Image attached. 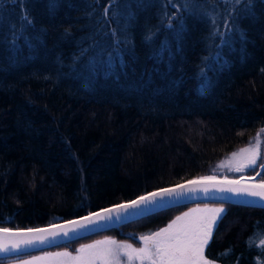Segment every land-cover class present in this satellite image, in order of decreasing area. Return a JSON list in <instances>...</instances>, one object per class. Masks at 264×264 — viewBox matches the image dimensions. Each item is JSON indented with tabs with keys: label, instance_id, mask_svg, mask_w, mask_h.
Masks as SVG:
<instances>
[{
	"label": "trees",
	"instance_id": "1",
	"mask_svg": "<svg viewBox=\"0 0 264 264\" xmlns=\"http://www.w3.org/2000/svg\"><path fill=\"white\" fill-rule=\"evenodd\" d=\"M185 2L0 0V227L47 225L212 175L261 136L245 174L258 171L264 0H191L190 11ZM213 16L216 31L228 33L225 17L233 27L223 44L210 35ZM208 204L227 211L205 256L264 264V209ZM194 205L49 250L75 251L103 236L141 245L133 237Z\"/></svg>",
	"mask_w": 264,
	"mask_h": 264
},
{
	"label": "snow or ice",
	"instance_id": "2",
	"mask_svg": "<svg viewBox=\"0 0 264 264\" xmlns=\"http://www.w3.org/2000/svg\"><path fill=\"white\" fill-rule=\"evenodd\" d=\"M171 2V0H169ZM228 2L238 4L239 0H228ZM50 7H55L50 4ZM186 11H190L196 6L191 0H186L183 5ZM250 8V3L248 5ZM109 9L105 6V18ZM176 13L167 17L169 23L166 25L171 28V20ZM27 23H31L27 20ZM213 31L211 37L215 39L219 37L223 44L226 34L233 31L229 18L225 17L224 23L228 28V33L216 31L217 19L211 17ZM115 36V32H113ZM151 39V37H148ZM220 47V45H217ZM87 49H82V54ZM219 56V53H217ZM111 59V57H110ZM201 74L204 68L200 69ZM264 132V129H261ZM257 147H247L240 149L239 153H232V161L229 165L230 171L241 172L243 169L255 165L257 162ZM264 167V165H262ZM249 179H252L249 177ZM210 189H214L218 193H232L234 195H246L250 197H258L261 206H264V180L258 183L243 185L241 180H232L225 177L222 180L215 176H201L198 180L187 182V184L177 185L174 188L160 189L157 192L149 193L147 196H140L136 200L128 203L118 204L112 208H105L99 212H90L87 216L80 217L78 220L69 221L75 227L83 228L89 224H94L101 220H111L112 214L127 212L129 209L140 208L141 205H151L145 208L146 212L153 211L154 208H163V203L157 204V198L163 201L164 197L173 195L181 196L185 193H195L203 191L209 194ZM222 203H227V197H221ZM244 203L255 204L257 201H244ZM224 207H208L189 209L173 219L166 227L160 228L158 231L151 232L148 235H141V247H133L131 244L117 242L112 239H104L95 241L92 244L81 245L77 249V254L72 255L68 251L50 253L45 252L41 256H32L27 260H22L19 264H121V257H127V264H214L205 256V250L211 245L215 233L218 230L220 222L226 214ZM75 230V228L71 229ZM70 229L67 225L50 226L48 228L36 229H11L0 228V253H21L24 249L35 248L38 244H46L50 238L60 235L67 236ZM264 245V238L261 239ZM229 250H226L225 255Z\"/></svg>",
	"mask_w": 264,
	"mask_h": 264
},
{
	"label": "water",
	"instance_id": "3",
	"mask_svg": "<svg viewBox=\"0 0 264 264\" xmlns=\"http://www.w3.org/2000/svg\"><path fill=\"white\" fill-rule=\"evenodd\" d=\"M263 158H264V148H263ZM262 165H264V161L261 164V166L258 168V171L253 175H245V176H238V177H232V178L227 177V178L232 179V180H241L243 185H250V184L258 183L259 181H261L260 179H258V175L261 173L262 169L264 168V167H262ZM207 176H215L219 180H222L225 178L223 176H216V175H207ZM249 177H251L252 179H249ZM198 179H199V177L192 178V179H188V180L182 181V182L177 183V184L158 188V189L149 191L147 193L141 194V195H139L133 199H129V200H126V201H123L120 203H116V204L109 205L106 207L91 210L90 212H99L105 208H112L115 205L124 204V203H128L132 200H136L140 196H147L149 193L157 192L160 189L174 188L177 185L187 184V182H189V181L198 180ZM221 197H227L228 202L222 203ZM244 201H257V203H255V204L244 203ZM156 203L157 204L163 203L165 206L163 208H154L153 211H151V212H146L145 208L152 207V206L151 205H141L140 208L129 209L127 212L119 213L118 214L119 219H117V213H113L111 220H101V221H98L94 224H89L83 228L75 227L74 225L68 224L67 222L78 220L80 217L87 216L90 212L83 214V215H79V216L70 218V219H67V220L58 221L55 223H50L47 225H41V226L30 227V228H22V229L26 230V229H36V228H48V227L53 226V225H55V226L67 225V227L70 229V231H69V234L67 236L60 235V236H57L55 238H50L48 243L38 244L35 246V248L24 249L19 254L18 253H12V252L0 253V259L12 258V257L25 255V254H31V253L40 252L43 250H49L51 248L58 247L60 245L69 244L70 242L78 240L80 238H84V237H87V236H90V235H93L96 233L104 232V231H107L109 229L118 228L121 225H124L126 223L136 221L138 219L149 216L151 214H154V213H157V212H160L163 210H167L169 208H173L176 206H182V205H188V204H199V203H219V204H231V205H237V206H245V207L264 209V206H261L262 202H260L258 197H250V196H246V195H234L232 193H218L214 189H210L209 194H205L203 191H197L195 193H185L181 196L173 195L171 197H164L163 201H161L160 198H157ZM0 228H5V227H0ZM73 228H75L74 231L71 230ZM11 229L15 230L16 228H11ZM139 238H140V236L133 237V239L135 241L142 244V242L140 241Z\"/></svg>",
	"mask_w": 264,
	"mask_h": 264
},
{
	"label": "rangeland",
	"instance_id": "4",
	"mask_svg": "<svg viewBox=\"0 0 264 264\" xmlns=\"http://www.w3.org/2000/svg\"><path fill=\"white\" fill-rule=\"evenodd\" d=\"M262 137L261 136H258V137H256L255 139H254V142H253V144L251 145V146H253V147H257V151H258V149H259V147L261 146H263V144H262V139H261ZM262 144V145H261ZM248 147H250V146H248ZM244 148H247V147H244ZM240 149H243V148H240ZM240 149H238V150H236V151H234L235 153H239V151H240ZM233 152V153H234ZM257 156H258V154H257ZM232 153L226 158V160L227 161H225V162H223L222 164H220V165H218L217 167H216V170L215 171H213V173H212V175H216V176H223V177H228V178H232V177H238V176H245L246 174H245V170H246V168L245 169H243L241 172H236V171H230L229 170V165H230V162L232 161ZM205 205H207L208 207H224L225 208V206H223V205H209V204H206V203H199V204H195L193 207H191V208H189V209H195V208H197V207H199V208H203ZM189 209L188 210H185L184 212H182V213H180V214H178L177 216H179V215H181V214H183V213H185V212H188L189 211ZM226 209V208H225ZM176 216V217H177ZM173 219H175V218H173ZM172 219V220H173ZM172 220H170V221H172ZM169 221V222H170ZM168 222V223H169ZM168 223L164 226V227H166L167 225H168ZM106 238H108V239H112V240H116L117 242H123V243H128V244H131L133 247H141L142 246V244L140 245H137V244H133V243H131V242H129V241H119V240H117L116 238H114V237H112V236H103V237H101V238H96V239H93V240H91V241H89V242H85V243H82V244H80L77 248H76V250L77 249H79L80 248V246L81 245H87V244H92L93 242H95V241H100V240H104V239H106ZM70 251V250H68V249H63V248H61V249H55V250H52V251H45V252H50V253H56V252H63V251H68L69 253H71L72 255H76L77 254V251ZM45 252H42V253H39V254H36V255H32V256H41V255H43V253H45ZM32 256H30V257H32ZM30 257H28V258H25V259H22V260H27V259H29ZM22 260H19V261H14V262H5V263H0V264H19V262L20 261H22ZM121 264H127V257H124V256H122L121 257ZM136 264H139V262H136ZM214 264H216V263H214Z\"/></svg>",
	"mask_w": 264,
	"mask_h": 264
},
{
	"label": "flooded vegetation",
	"instance_id": "5",
	"mask_svg": "<svg viewBox=\"0 0 264 264\" xmlns=\"http://www.w3.org/2000/svg\"><path fill=\"white\" fill-rule=\"evenodd\" d=\"M262 152H263V150H262ZM259 153V152H258ZM263 154V153H262Z\"/></svg>",
	"mask_w": 264,
	"mask_h": 264
}]
</instances>
